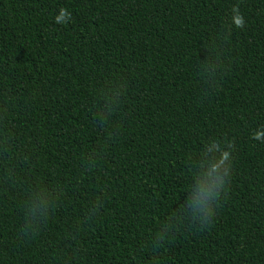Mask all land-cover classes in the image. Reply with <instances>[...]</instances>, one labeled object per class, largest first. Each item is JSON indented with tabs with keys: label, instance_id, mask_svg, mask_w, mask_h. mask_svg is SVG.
<instances>
[{
	"label": "trees",
	"instance_id": "obj_1",
	"mask_svg": "<svg viewBox=\"0 0 264 264\" xmlns=\"http://www.w3.org/2000/svg\"><path fill=\"white\" fill-rule=\"evenodd\" d=\"M0 264H264V0H0Z\"/></svg>",
	"mask_w": 264,
	"mask_h": 264
},
{
	"label": "clouds",
	"instance_id": "obj_2",
	"mask_svg": "<svg viewBox=\"0 0 264 264\" xmlns=\"http://www.w3.org/2000/svg\"><path fill=\"white\" fill-rule=\"evenodd\" d=\"M234 19L237 26L242 25L243 18L238 10L234 9ZM66 14L61 13L57 21L64 19ZM117 93L110 90L106 100L110 104L116 103ZM201 172L196 180L192 194L182 208V213L188 216L193 223L200 227H208L215 215V206L226 192L227 179L230 175L231 154L221 148L215 140H209L203 147ZM51 200L46 193L39 192L32 198L27 215L32 220L44 217L50 210ZM168 225L162 229L165 234Z\"/></svg>",
	"mask_w": 264,
	"mask_h": 264
}]
</instances>
